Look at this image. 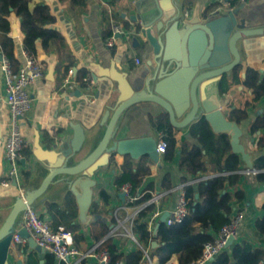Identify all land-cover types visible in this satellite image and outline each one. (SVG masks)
<instances>
[{
	"label": "crops",
	"instance_id": "crops-1",
	"mask_svg": "<svg viewBox=\"0 0 264 264\" xmlns=\"http://www.w3.org/2000/svg\"><path fill=\"white\" fill-rule=\"evenodd\" d=\"M148 3V0H82L76 3L61 0H29L30 10L38 5L50 7V11L55 17V22L51 26L64 36L68 54L61 55L56 47L44 48L40 40L37 42L36 56L44 64L45 74L36 80L31 87L32 108L21 123L23 135L29 143V147L23 151L21 157V163L24 167L23 176L24 174L29 175L28 179H25L26 183L34 175L32 161L37 137L43 146H48L62 141L80 144L85 140V143L89 144L96 133H99V136L103 135L105 128L101 127L100 123L109 107L117 103L119 91L117 90V82L108 76L101 75L102 73L105 74L114 67L124 72L136 89L140 88L142 80L139 76L148 72L147 62L152 55V47L146 41L145 35L141 34L140 45L134 44V41L126 42L120 36L115 39L113 45H109L108 41L116 24L132 28L144 25L146 21H149L152 18V11L148 7ZM179 4L187 19H193L195 13H198L200 19L206 17L221 19L218 28L223 26V20L229 17V14H232L238 23H244L247 28L264 26V0H180ZM211 6L212 9L207 13ZM10 20L11 34L15 43V57L22 65L25 56L21 19L12 14ZM238 45L241 51L240 79L245 77L247 68H253L264 73V35L245 37L238 42ZM66 55H70V59L65 58ZM136 58L140 60V63L136 62ZM70 61L71 64H69ZM68 65L75 72L78 70L86 71L87 76H91L94 83L85 87L76 83L73 89L63 95L60 87L66 77L64 75ZM233 81V71L223 75L219 83V92L223 111L230 120L235 121L230 118L231 110L233 108L244 109L246 103L253 101V96L242 83L234 84ZM223 82H227L229 85L232 83L227 92H222L221 85ZM165 111L160 104L151 100L130 105L123 111L117 122V137L119 139H131L153 136L158 141L162 131H157L153 127L152 120ZM246 111L248 117L237 123L243 130L241 143L245 146L246 151L252 155L254 165L255 158L264 154V146L259 145V140L264 137V130L253 132L251 125L257 117L264 114V96L256 103L246 107ZM182 119L183 116L178 117L179 121ZM195 121L186 126H177L176 144L170 160L165 159L163 153L159 154V162L150 159L151 172L144 178L141 193L137 199L147 194L153 195L162 191L167 193L158 205L156 203L150 204L153 205V208L149 211V216L157 208L163 214L171 213L178 201L179 187L189 184L196 186L198 181L215 175L212 173L192 176L180 166V161L187 156L191 145L198 143L190 131V125ZM9 129L10 111L6 103L5 79L0 64V206L8 209L18 195V189L14 183L9 187H5L1 183L6 176L7 164L4 149ZM114 159L120 166L124 161V156L116 155ZM247 168L248 166L241 158L239 172L242 173V177L236 186L229 189L232 193L242 191L244 197L242 200L235 199L233 201L231 216L238 210L244 213L237 242L248 241L254 246L260 247L264 246V235L257 231L255 222L264 215V183L257 181L255 175L246 173ZM115 173L111 165L107 169L97 172L95 177L98 180V185L95 190L94 204L101 202L100 192L102 189L108 192L110 198L106 203H101V207L98 208L99 214L93 213V206L90 209L92 221L100 216L111 227L117 222L115 212L120 220H124L133 214L136 206L141 204L127 205L125 203L120 188L114 183ZM168 184H171L169 189L166 187ZM53 204L62 210L68 208L74 223L83 226L82 230L88 238L90 225L84 226L80 222L78 203L71 191L58 192L53 188L46 196L36 201L34 209L51 224L54 222L53 213L56 211L55 207L51 209L50 205ZM149 216H147L146 221L149 220ZM161 217L156 220L155 225L162 221ZM111 239L120 253L127 254L137 249V245L128 237L116 236ZM93 245L94 243L89 241L82 242L79 247L88 249ZM157 246L159 243L156 246H153L152 243V248ZM33 251L36 250L30 248L28 243L12 246L9 252L10 264H19L20 261L21 264H27V259ZM36 252L34 259H37L39 264H44L46 252ZM155 260L158 262L157 258ZM55 264L64 263L57 259ZM82 264L99 263L96 258L91 257Z\"/></svg>",
	"mask_w": 264,
	"mask_h": 264
},
{
	"label": "water",
	"instance_id": "water-1",
	"mask_svg": "<svg viewBox=\"0 0 264 264\" xmlns=\"http://www.w3.org/2000/svg\"><path fill=\"white\" fill-rule=\"evenodd\" d=\"M148 2L152 18L137 27L138 32L132 37L120 35L126 42L140 45L139 38L144 34L152 47L148 72L139 76L142 85L136 89L124 72L113 67L101 74L116 81L119 91L117 103L109 107L100 123L105 128L102 136L96 133L89 144L85 140L80 144L62 141L48 146H43L39 137L36 138L32 161L34 175L25 182L28 205L34 207L36 201L53 188L58 192L71 191L78 203L80 222L89 226L98 185L95 176L109 167L113 157L130 155L139 159L148 155L159 162L157 139L153 136L117 137V122L123 111L145 100L160 104L176 126H186L204 117L214 132L229 134L233 152L241 155L248 168L254 169L252 155L241 143L242 128L222 109L219 83L223 75L241 63L238 42L245 37L264 35V26L247 28L229 14L230 18L226 17L223 26L218 28L221 19H200L198 13L193 19L185 18L180 0ZM180 116H183L181 121L178 120ZM26 206L19 194L9 209L0 206V264H10L13 233ZM169 215V212L164 213L161 220L165 222ZM18 233L27 238L30 248L46 252L25 229ZM233 243L231 238L227 246ZM157 244L153 242V246Z\"/></svg>",
	"mask_w": 264,
	"mask_h": 264
},
{
	"label": "trees",
	"instance_id": "trees-1",
	"mask_svg": "<svg viewBox=\"0 0 264 264\" xmlns=\"http://www.w3.org/2000/svg\"><path fill=\"white\" fill-rule=\"evenodd\" d=\"M61 1L76 3L82 0ZM211 9L212 6L207 10V13ZM12 14L21 19L24 49L28 53L37 55V42L40 40L44 48L54 46L59 54H68L64 36L51 26L55 22V17L48 5H38L30 10L29 0H0V53L10 59L15 71L18 70L20 64L14 53L15 43L11 34L10 20ZM65 58L70 59V55H66ZM71 63L70 61L69 64ZM68 68L69 65L66 67L64 77ZM240 69L241 63L231 70L234 74L233 83H242L251 92L253 101L246 103V107H248L264 96V73L253 68H247L246 75L241 80L239 77ZM75 75L80 85L85 87L87 85L85 82L87 72L78 70ZM230 85L223 82L221 85L222 92H227ZM246 107L244 109L233 108L230 118L238 123L246 119L248 117ZM152 124L157 131H162L164 134L168 143L164 155L165 159L170 160L176 144L175 132L178 127L172 122L167 111L153 119ZM261 129L264 130V114L257 117L251 125L253 132ZM190 131L198 143L191 145L187 156L180 161V166L192 176L212 173L215 175L198 181L196 186L194 184L185 186L190 212L182 223L168 225L164 221H159L153 230L149 229L146 218L153 205H148L136 216L133 224V232L139 242L146 248L149 247L150 256L157 258L159 264H163L171 256H176L179 264H189L196 260L202 254L204 244L212 241L215 236L214 233L230 221L233 201L235 199L242 200L244 197L242 191L232 193L229 189L236 186L242 177V173L239 172L241 158L239 154L233 152L229 134L214 132L204 117L192 123ZM259 145L264 146V137L259 140ZM110 165L116 172L114 179L116 186L120 188L123 184L130 183L132 194L137 197L141 193L144 178L151 172L150 157L144 155L139 159H134L130 155H125L120 166L117 165L113 157ZM254 168L257 170L256 180L264 183V154L255 158ZM24 176V179L29 177L28 174H24ZM166 187L171 188V184L166 185ZM100 195L101 202L92 205L94 207L93 213L99 214L98 208L101 207V203H106L110 198L105 189L101 190ZM150 197L149 194L139 197L132 205L143 203ZM50 206L51 209L53 207L56 209L53 213L54 222L53 224L50 222L51 226L56 229L61 224L65 225L74 233L75 242L78 246L82 242L99 243L107 236L111 228L104 218L97 216L89 226L87 238V234L82 230L83 226L74 223L68 208L62 210L56 204ZM255 227L261 235H264V215L256 220ZM154 241H157L159 246L152 248ZM105 248L111 254V264H115L120 259H125L126 264L143 263L144 252L139 247L127 254L120 253L113 240L107 238L100 244L98 250ZM36 253L33 251L29 255L27 264H39L37 259H34ZM45 259L44 264H55V260H57L56 256L48 251L45 253ZM211 264H264V246L257 247L248 241L236 242L218 255Z\"/></svg>",
	"mask_w": 264,
	"mask_h": 264
},
{
	"label": "built area",
	"instance_id": "built-area-1",
	"mask_svg": "<svg viewBox=\"0 0 264 264\" xmlns=\"http://www.w3.org/2000/svg\"><path fill=\"white\" fill-rule=\"evenodd\" d=\"M137 32V27L127 28L122 24H116L113 27V34L109 39L108 44L113 45L115 39L120 35L127 37L137 34ZM23 53L25 61L16 71L14 70L10 59L4 54L0 55V64L5 79L6 103L10 111V129L5 141L4 149L7 169L6 176L1 183L3 186L9 187L15 182L20 198L27 204L22 214V218L13 233L11 245L14 246L27 243V238H23L18 233L19 230L25 229L29 237H31L39 246L54 254L56 258L64 264H82L91 257L96 258L99 264H111V254L109 250L107 248L98 250V247L107 238L125 236L130 238L137 247L142 249L144 252L143 263L159 264L155 258L150 256L149 247L146 248L139 242L137 236L133 232V224L136 216L145 210L148 205L151 203H156L158 205L162 198L165 197L167 193L166 191L151 195L147 202H143L136 206L133 214L124 220H120L115 212L117 222L111 227L108 235L102 241L95 243L88 249H81L76 244L74 233L71 230L63 225H59L54 229L47 219L41 217L34 207L28 205L26 200V183L23 176L24 167L21 163V157L23 151L29 147V143L23 135L21 123L32 108V98L30 94L31 87L36 80L44 76L45 67L37 56L28 53L25 49L23 50ZM136 62L140 63V60L136 58ZM85 82L88 85L94 83V80L91 76H87ZM76 83H79V81L76 78L74 69L70 67L60 87L61 93L66 95L70 89H73V86ZM167 146L168 143L164 138V134L161 133L159 140L157 141L158 153L164 154ZM245 172L255 175L257 170L255 168H247ZM120 191L121 196L124 197V201L127 205H132L137 199V197L132 194V186L130 183L123 184L120 187ZM189 212V199L187 197L185 185H182L179 187V196L176 207L170 213L165 222L168 225L182 223L189 215ZM161 216H163V212L158 208L150 214L148 217L149 220H147L149 229L153 230L156 220ZM243 218V211L238 210L233 214L230 221L217 231L214 239L204 244L202 254L189 264H211L218 255L229 248L227 244L231 238H233L234 243H236L239 238V228ZM115 264H126V260L120 259L116 261ZM163 264H179V261L176 256H171Z\"/></svg>",
	"mask_w": 264,
	"mask_h": 264
}]
</instances>
